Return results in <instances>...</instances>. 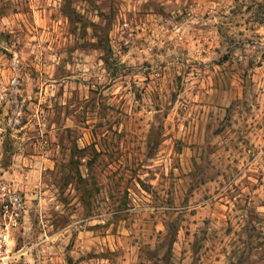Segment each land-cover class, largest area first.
I'll use <instances>...</instances> for the list:
<instances>
[{"label": "rangeland", "instance_id": "obj_1", "mask_svg": "<svg viewBox=\"0 0 264 264\" xmlns=\"http://www.w3.org/2000/svg\"><path fill=\"white\" fill-rule=\"evenodd\" d=\"M43 2L0 0V28L5 29L0 31V41L12 47L17 38H25L26 41L31 32L30 26H35L41 37L45 34L49 36L48 40L41 43V47L50 52L55 50L54 55L63 57L60 64L55 65L54 61H45L43 56L38 58L33 52L26 56L25 63L28 66L22 68L20 75L15 77L16 83H12V77H9L4 93L7 99L0 102V117L5 124L11 120L6 131L0 133V195L9 189L23 196L26 213L20 224H24L27 219L33 230L37 226H48L46 236L55 255H51L46 264H120L121 256L125 257V264H133L127 259L124 240L120 239L121 236L129 235L130 225L139 226L144 235L142 246L133 245L136 248L135 264H213V256L217 264L222 258L228 264H249L253 250L264 248V217L250 206L251 196L247 195L248 192H255L260 184L251 171L243 177L247 181L243 189L236 186L221 195L220 190L228 183L227 173L220 170L213 172L209 167L211 160L207 164H199L192 157V171L187 173L190 182L182 192H173L171 188L174 185L167 191L156 192L158 172L153 176L152 169L148 167L147 175L140 178L136 162L129 160L128 164L125 163L128 146L135 147L129 145L131 130L136 122H144L141 104L146 94L159 100L160 93L165 92L170 104V108L164 112L166 123L155 128L149 126L143 136V150L148 160L164 151L160 148L161 144H164L169 154L175 152L180 156L184 151V141L178 136L172 139L174 133L178 134L189 127V122L184 120L177 107L183 73L170 77L166 66L161 65L163 71L158 70L156 79L152 71L153 64L148 59L135 68L129 67L127 62L120 63V57L129 53L134 59L133 48L139 49L146 43L142 35L145 29L140 25L149 8L162 19H168L171 14L152 0L145 3L139 12L129 11L123 17L121 0H103L102 3H97V0H59L54 11L51 6H37ZM188 4L191 5L192 0H188ZM78 7L84 9V14L77 11ZM187 7L182 9L184 18L189 15ZM237 11L234 10V13ZM91 14L98 16L100 23H94L89 18ZM126 23L129 28H124L121 33L119 29ZM156 26L160 27L159 24ZM240 35L243 36V32ZM192 39L194 41L195 37ZM38 42L39 37L31 41L33 46ZM246 42L249 46L255 43L252 39ZM227 43L229 47L223 56L218 55L217 59L207 62L214 66L213 70L225 63H229L230 67L232 52L235 48L243 47L245 42L238 43L229 37ZM183 47L186 53L187 46ZM23 48L24 42L17 44V53ZM158 51L162 52L163 49L154 47L147 54L153 57V53ZM215 52L219 54L220 47ZM0 54L9 62L13 59V53L6 49H0ZM253 63L249 62V68L253 67ZM97 64L104 71L103 84L96 82L98 76H90L87 80L80 78L98 72L99 69L95 68ZM200 67L203 68V64ZM255 67L259 68L260 65L256 64ZM6 70L0 62V80L4 79ZM134 72L137 75L143 72L141 81L144 88H138L134 80L130 79ZM41 77L57 83L45 85ZM60 81L71 82L73 86L70 88L68 83ZM212 87L225 90V81H214ZM82 91L87 93L88 99L82 104V111L74 117V110L69 105L80 99ZM192 94L197 96L193 103L200 104L195 87ZM58 99H63L65 103L49 102ZM108 100L111 103H107ZM125 105L131 109V113L124 111ZM205 107L201 105L197 110L203 111ZM156 111L160 112L159 106ZM17 112L19 115H16ZM132 113L136 121L132 119ZM34 114L40 117V123L32 119ZM208 115L212 116V113ZM64 117L68 120H64ZM231 119L232 109H229L224 120H213L203 126L198 121L196 130L201 136H221L232 127ZM69 120L72 126L64 127ZM177 121L183 122L177 125ZM168 140H171L170 145L165 143ZM200 159L204 160L205 157L201 156ZM232 163L239 162L234 160ZM17 164L19 167L14 169ZM167 175L173 176L175 172L169 171ZM221 175L224 176V183L216 187V180ZM248 185H252V188L249 189ZM70 186L75 197L69 192ZM134 191L137 195L142 191L148 196L151 202L148 207L152 209L150 213H144L143 203L140 208L133 203ZM241 191L246 195L237 199ZM52 196H55L54 203L62 204L68 210L67 215L60 216L54 210L47 215L28 210L29 207L46 203ZM70 197H78V216L76 205L71 203ZM234 199L237 200L235 204ZM48 207L51 209V205ZM240 214H244L245 218L242 226L237 227L241 224ZM161 215L163 220L160 219ZM72 216H77L79 222L74 221ZM65 229L71 232V236L62 250L57 251L61 248L63 238L55 237L65 232ZM218 231L223 232L225 239L235 234L239 240L229 241V247L220 248V254L215 255L217 246L213 242L218 239ZM117 245H121V248H117ZM76 253H81L79 259H74ZM177 254L181 257L180 261L177 260Z\"/></svg>", "mask_w": 264, "mask_h": 264}, {"label": "clouds", "instance_id": "obj_2", "mask_svg": "<svg viewBox=\"0 0 264 264\" xmlns=\"http://www.w3.org/2000/svg\"><path fill=\"white\" fill-rule=\"evenodd\" d=\"M102 2L103 0H97V3ZM152 2L162 6L165 12L171 15L168 19H162L154 13L152 8H149L145 13L144 22L140 25L145 29L142 35L146 43L139 49L133 48L134 59L132 53H129L127 56L120 57V63L127 62L129 67L135 68L137 65L142 64L144 59H148L153 64L152 71L156 79H158V70L163 71L161 65L166 66L167 74L170 77L174 78L176 74L183 73L182 88L178 91L180 103L177 107L180 109L184 120L189 122V127L178 134L174 133L172 137V139H176L178 136L179 139L184 141L182 155L178 156L175 152L169 154L167 149L164 148V144H161L160 148L164 151L158 152L154 159L148 160L147 154L143 150V136L149 126L155 128L159 124L166 123L164 112L170 108V104L165 92L160 93L161 99L159 100H156L150 94H146V99L141 104L144 109L142 113L144 122L143 124L136 122L131 130L132 139L129 145H135V147L128 146L125 153V163L128 164L129 160L136 162L140 178L147 175L146 168L148 167L152 169L153 176L158 172L159 177L154 189L156 192L167 191L171 185H174L171 188L173 192H182L183 188L190 182L187 173L192 171V157H195L196 162L199 164H207L208 160H211L212 163L209 167L213 172L220 170L222 173H227L228 183L220 190L221 195L236 186L243 189L244 185L247 184L243 177L251 171L256 180L260 181V184L257 185L255 192L247 193L251 196L249 204L255 208L258 215L264 217V0H192L191 5L188 4V0H152ZM58 3L59 0H44L42 5L37 6L43 8L51 6L54 11ZM145 3H149V0H121V16L123 17L129 11L139 12ZM186 5H188L189 15L184 18L182 9H185ZM234 10L238 11L234 13ZM77 11L84 14L82 7H78ZM205 13H207V18H205ZM177 17H180V19L177 20ZM89 18L94 23H100L99 17L94 14H91ZM5 23L7 24L8 21L6 20ZM157 24L160 27H157ZM30 27L31 32L26 41L25 38H17L12 47H9L8 43L0 41V49H6L13 53V59L10 62L3 54H0V62L7 69L3 74L4 79L0 80V102L7 99L4 93L9 77H12V83H16L15 77L20 75L22 68L28 66L25 63L26 56L36 52L38 58L43 56L45 61H54L55 65H59L63 58L54 55L55 50L50 52L49 49L42 48L41 43L48 40L49 36L45 34L41 37L35 26ZM124 28H129V24L126 23L119 31L123 33ZM4 30L0 28V31ZM7 30L11 31V29ZM149 32L151 35H148ZM241 32H243V36L240 35ZM36 37L40 38V42L33 46L31 41ZM193 37H195L194 41ZM229 37L238 43L241 41L245 43L243 47L235 48L232 52L230 67L229 63H225L220 68L213 70L214 66L207 62L217 59L218 55L223 56L226 53L229 47L227 43ZM248 39L255 42L253 46L247 44ZM22 42H24V48L17 53V44ZM183 45L187 46L188 51L186 53ZM205 45H208V47H205ZM154 47L158 50L162 48L163 51L153 53V59L147 53L152 52ZM217 47H220L219 54L215 52ZM201 53H206V55H201ZM250 61L254 62L252 68H249ZM201 64H203V68L200 67ZM256 64H259L260 67H255ZM17 65L21 67L18 68ZM89 66L92 67V65ZM95 68L99 71L80 78L87 80L90 76H98L99 79L96 82L103 84L105 82L103 68L99 64L95 65ZM224 69L228 70L224 71ZM142 76L143 72H140L139 75L134 72L133 77L130 78L134 80L138 88H144L141 81ZM41 79L45 85L57 83L44 77H41ZM219 80L225 81V90H216L212 87L213 82ZM127 82L124 81V83ZM60 83H68L70 88L73 86L71 82L60 81ZM194 87L196 93L199 94L200 104L193 103L197 99V96L192 94ZM210 89L211 95H209ZM110 94L111 89L109 90ZM44 99L49 98L44 97ZM87 99V93L82 91L80 99L70 103L69 107L74 110V117L82 111V104L86 103ZM49 102L65 103L63 99L49 100ZM106 102L111 103V100ZM201 105H206V107L203 111H198L197 109ZM157 106H159L160 112L156 111ZM229 109H232V127L227 132L221 136H201L197 132L196 124L198 121L201 126L213 120L222 121L228 114ZM124 111L131 113V109L127 105L124 106ZM33 112L35 113V107H33ZM209 113H212V116H209ZM16 115H19V113L17 112ZM32 119H35L37 123L41 122L40 117L35 114ZM63 119L68 120L67 117ZM132 119L136 121L134 113H132ZM182 122L177 121V125ZM167 123L171 124V121ZM10 124L11 120L5 124L3 118L0 117V133H4ZM63 126H72L71 120ZM29 127L31 128L32 125L30 124ZM165 143L170 145L171 140L165 141ZM81 146H83L82 142ZM17 147H19V142ZM224 149L228 151H224ZM201 156H204L205 159L201 160ZM14 159L19 158L14 157ZM234 160L239 163L233 164ZM228 165H232V167L229 168ZM18 167L19 164L15 165L14 169ZM236 169H239V171H236ZM169 171L175 172V175H167ZM6 178L11 179L10 177ZM221 183H224L223 175L217 178L216 187ZM133 186L135 187V184ZM248 188H252V185H248ZM69 192L75 197V192L71 186ZM245 195L246 193L241 191L237 194V199ZM13 199L18 198L13 197ZM70 199L71 203L76 205L78 216L80 211V205L77 203L78 197H70ZM132 199L137 208H140L143 203L144 213L152 211L148 207L151 202L142 191L139 195L134 191ZM54 200L55 196H52L48 198L46 203H42L39 207H29L28 210L43 212L44 215L54 210L60 216L67 215L68 210L65 209L64 205L54 203ZM236 202L237 200L234 199L233 203ZM49 205H51V209H49ZM13 214H15V211ZM77 216H72V219L78 223ZM244 218V214H240L241 224L237 227L242 226ZM160 219L163 220L164 217L161 215ZM213 227L217 226L213 225ZM47 228V225H43L42 228L37 226V229L33 230L27 219H25L24 224L18 225L12 215L0 220V264H46L51 255H55L46 236ZM65 232H67V235H65ZM65 232H61L59 236L55 237V239L63 238L61 248L57 251L62 250L71 236L68 229H65ZM152 234L155 235V232ZM120 239L124 240L123 248L127 251V259L135 264L136 248L133 245L142 246L144 240L143 230L139 226L130 225L129 235L121 236ZM238 240L239 237L235 234L225 239L223 232L218 231V239L213 242L217 246L215 255L220 254V248H228L229 241L238 242ZM101 243L103 242L101 241ZM116 247L121 248V245ZM46 253L50 255H46ZM177 253H179V249ZM80 254L76 253L74 259H79ZM177 260H181L179 254H177ZM212 260L213 264H217L214 256ZM120 264H125L124 256H121ZM219 264H228V262L222 258ZM249 264H264V248L253 250L249 257Z\"/></svg>", "mask_w": 264, "mask_h": 264}, {"label": "built area", "instance_id": "obj_3", "mask_svg": "<svg viewBox=\"0 0 264 264\" xmlns=\"http://www.w3.org/2000/svg\"><path fill=\"white\" fill-rule=\"evenodd\" d=\"M2 190H4V187ZM0 196V220L6 219L8 215H12L16 223L20 225L26 213V204L23 196L9 189L4 190ZM13 197H17L18 199H13ZM14 211L15 214H13Z\"/></svg>", "mask_w": 264, "mask_h": 264}]
</instances>
